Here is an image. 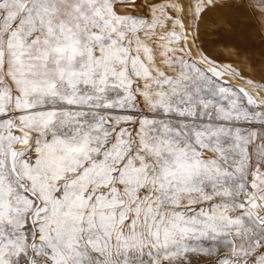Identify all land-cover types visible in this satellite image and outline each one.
I'll return each instance as SVG.
<instances>
[{
	"label": "snow or ice",
	"instance_id": "obj_1",
	"mask_svg": "<svg viewBox=\"0 0 264 264\" xmlns=\"http://www.w3.org/2000/svg\"><path fill=\"white\" fill-rule=\"evenodd\" d=\"M0 264H264V0H0Z\"/></svg>",
	"mask_w": 264,
	"mask_h": 264
},
{
	"label": "rangeland",
	"instance_id": "obj_2",
	"mask_svg": "<svg viewBox=\"0 0 264 264\" xmlns=\"http://www.w3.org/2000/svg\"><path fill=\"white\" fill-rule=\"evenodd\" d=\"M233 58L227 57V56H221L218 58L217 62H221V63H231ZM224 79L230 80L231 83L235 84L237 83V81L235 80H231L230 77L225 76Z\"/></svg>",
	"mask_w": 264,
	"mask_h": 264
}]
</instances>
